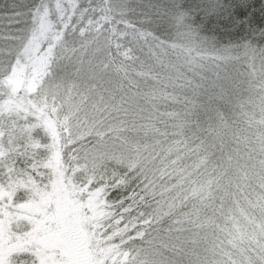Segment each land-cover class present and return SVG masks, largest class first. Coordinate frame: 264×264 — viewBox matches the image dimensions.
Instances as JSON below:
<instances>
[{
  "label": "snow or ice",
  "instance_id": "snow-or-ice-1",
  "mask_svg": "<svg viewBox=\"0 0 264 264\" xmlns=\"http://www.w3.org/2000/svg\"><path fill=\"white\" fill-rule=\"evenodd\" d=\"M231 7L0 3V264H264V27Z\"/></svg>",
  "mask_w": 264,
  "mask_h": 264
},
{
  "label": "trees",
  "instance_id": "trees-1",
  "mask_svg": "<svg viewBox=\"0 0 264 264\" xmlns=\"http://www.w3.org/2000/svg\"><path fill=\"white\" fill-rule=\"evenodd\" d=\"M10 3L11 0H0V3ZM188 3L194 8H198L203 0H188ZM225 3L230 4V9L233 16L239 20L245 18L256 22L258 26L264 27V0H225ZM243 13V15H240ZM201 14L202 13H198Z\"/></svg>",
  "mask_w": 264,
  "mask_h": 264
}]
</instances>
